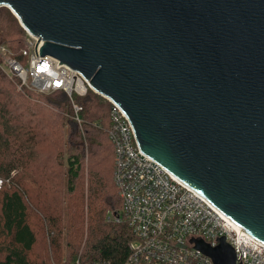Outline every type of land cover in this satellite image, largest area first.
<instances>
[{
    "label": "water",
    "instance_id": "95a60500",
    "mask_svg": "<svg viewBox=\"0 0 264 264\" xmlns=\"http://www.w3.org/2000/svg\"><path fill=\"white\" fill-rule=\"evenodd\" d=\"M0 6L43 41L41 57L118 104L142 153L264 245V0ZM191 242L213 264H239L224 238Z\"/></svg>",
    "mask_w": 264,
    "mask_h": 264
},
{
    "label": "trees",
    "instance_id": "16d2710c",
    "mask_svg": "<svg viewBox=\"0 0 264 264\" xmlns=\"http://www.w3.org/2000/svg\"><path fill=\"white\" fill-rule=\"evenodd\" d=\"M24 36L14 15L0 8V44L16 53L23 46ZM51 95L60 97L63 103L69 102L62 92ZM75 102L82 108L78 113L79 122L74 120L69 107L66 127L72 126L71 138L80 141L78 149H83L85 142L94 161L87 176L86 212L77 211L66 221L64 264H74L77 258L81 264L100 259L119 264L128 255V245L135 238L124 219L116 222L122 204L113 182L114 147L109 137V104L91 91ZM63 112V106L40 95L30 100L25 92L16 90L14 81L0 73V264H30L28 255L36 244L35 230L28 218L33 209L39 216V231L50 235L49 252H45L43 264H51V260L60 262L62 218L58 213L49 214V205L45 202L38 204L29 198L30 191L23 179L29 177L33 168L41 166L34 162V155L41 156L42 139L49 137L51 121H62ZM76 149L72 146L65 156L67 190L74 194L83 179V157ZM95 149H100L99 154L93 152ZM107 149L111 152L110 161L104 155ZM108 178L112 183H107Z\"/></svg>",
    "mask_w": 264,
    "mask_h": 264
},
{
    "label": "built area",
    "instance_id": "2783aa9c",
    "mask_svg": "<svg viewBox=\"0 0 264 264\" xmlns=\"http://www.w3.org/2000/svg\"><path fill=\"white\" fill-rule=\"evenodd\" d=\"M0 8L13 14L5 6ZM22 29L25 36L18 52L0 44V70L6 76L38 94L64 93L77 122L82 108L75 103L76 98L91 91L109 104L113 182L122 204L116 222L124 219L135 238L128 245V255L119 264H213L191 240H202L214 248L220 238L232 247L237 263L264 264L261 242L240 231L195 191L142 153L133 126L118 104L94 91L80 72L52 57H41L39 49L43 41ZM1 184L0 181V187ZM74 264H81L79 258ZM88 264L113 263L100 259Z\"/></svg>",
    "mask_w": 264,
    "mask_h": 264
},
{
    "label": "rangeland",
    "instance_id": "374dc122",
    "mask_svg": "<svg viewBox=\"0 0 264 264\" xmlns=\"http://www.w3.org/2000/svg\"><path fill=\"white\" fill-rule=\"evenodd\" d=\"M24 39V38H23ZM1 75H3L7 80L14 81L16 83V90L25 92L30 100L34 99L35 95H40L45 99H50L53 102L63 106V119L61 122L53 123L51 121L48 129L50 131L49 137L47 136L44 141L40 145V153L34 155V162L41 164V166H37L33 168L29 174V177H24L23 181L25 186L30 191L29 198L35 200L38 204H42L45 202L49 205V214L58 213L62 218V235L60 238V262L56 263L51 260V264H64L65 256H66V232L65 225L68 218L74 216L77 211L86 212V200H87V176L89 171H91V164L94 161V158L89 154L88 146L85 145L83 149H78L77 144L80 143L78 139H73L70 136V130L72 126L67 129L66 122L68 119V115L66 114L69 107H71L73 114V118L75 120V113L73 111L72 105L68 99V103H63L60 97L51 94H38L33 91H30L28 87H20V83L14 79L6 76L1 70ZM67 97V96H66ZM13 102H15L12 99ZM16 103V102H15ZM76 103V102H75ZM77 104V103H76ZM71 116V118H72ZM72 118V119H73ZM76 121V120H75ZM77 122V121H76ZM71 128V129H70ZM81 142H83L81 140ZM57 146V147H56ZM72 146L76 147V152L82 155V174L83 179L79 183V189L76 194L68 193L67 190V175H66V164H65V156L68 154V149ZM94 153L100 152V149L93 150ZM104 155L109 159H111V152L109 149L104 153ZM92 157V158H91ZM107 183L110 184L111 179H107ZM28 198V199H29ZM29 223L35 230L36 244L34 245L33 251L30 255H28V261L33 264H43L45 262V252H49L47 249L49 246V236L43 234V232L39 231V216L36 214L33 209V213H29L28 215ZM85 238L82 241V245L84 243ZM78 259V258H77Z\"/></svg>",
    "mask_w": 264,
    "mask_h": 264
}]
</instances>
